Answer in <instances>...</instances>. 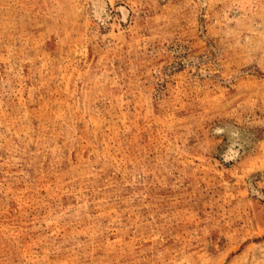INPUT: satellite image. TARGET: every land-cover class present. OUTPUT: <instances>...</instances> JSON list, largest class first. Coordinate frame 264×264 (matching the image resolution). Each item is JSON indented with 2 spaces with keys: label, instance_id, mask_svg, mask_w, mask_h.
I'll use <instances>...</instances> for the list:
<instances>
[{
  "label": "rangeland",
  "instance_id": "rangeland-1",
  "mask_svg": "<svg viewBox=\"0 0 264 264\" xmlns=\"http://www.w3.org/2000/svg\"><path fill=\"white\" fill-rule=\"evenodd\" d=\"M0 264H264V0H0Z\"/></svg>",
  "mask_w": 264,
  "mask_h": 264
}]
</instances>
